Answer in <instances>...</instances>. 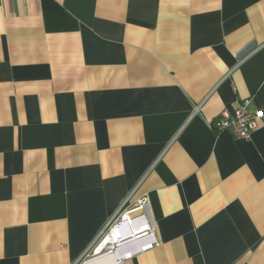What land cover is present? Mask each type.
I'll use <instances>...</instances> for the list:
<instances>
[{"label": "crops", "instance_id": "1", "mask_svg": "<svg viewBox=\"0 0 264 264\" xmlns=\"http://www.w3.org/2000/svg\"><path fill=\"white\" fill-rule=\"evenodd\" d=\"M246 101L264 0H0V264H79L144 196L124 264H264V121L212 127Z\"/></svg>", "mask_w": 264, "mask_h": 264}, {"label": "built area", "instance_id": "2", "mask_svg": "<svg viewBox=\"0 0 264 264\" xmlns=\"http://www.w3.org/2000/svg\"><path fill=\"white\" fill-rule=\"evenodd\" d=\"M199 111L200 106L195 108V113ZM263 121L264 112L254 111L250 107V101H246L232 113L224 110L212 127L218 134L229 131L237 139L249 141ZM114 234L117 235L116 242L108 241ZM160 246L157 225L152 217L148 198L144 196L133 204L129 201L122 204L79 264H88L103 255L115 256L116 264H124Z\"/></svg>", "mask_w": 264, "mask_h": 264}, {"label": "bare ground", "instance_id": "3", "mask_svg": "<svg viewBox=\"0 0 264 264\" xmlns=\"http://www.w3.org/2000/svg\"><path fill=\"white\" fill-rule=\"evenodd\" d=\"M115 237H111L108 241L110 242H113L115 243ZM88 264H116V257L115 256H101V257H98L96 259H94L93 261H91L90 263Z\"/></svg>", "mask_w": 264, "mask_h": 264}, {"label": "rangeland", "instance_id": "4", "mask_svg": "<svg viewBox=\"0 0 264 264\" xmlns=\"http://www.w3.org/2000/svg\"><path fill=\"white\" fill-rule=\"evenodd\" d=\"M100 242H101V241H100ZM94 249H95V248H94ZM94 249H93V250H94ZM92 252H93V251H92ZM91 254H92V253H91ZM116 261H117V259H116Z\"/></svg>", "mask_w": 264, "mask_h": 264}]
</instances>
